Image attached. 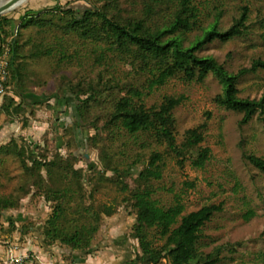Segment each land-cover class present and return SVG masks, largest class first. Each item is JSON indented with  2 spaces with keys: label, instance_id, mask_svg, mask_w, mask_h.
Masks as SVG:
<instances>
[{
  "label": "rangeland",
  "instance_id": "374dc122",
  "mask_svg": "<svg viewBox=\"0 0 264 264\" xmlns=\"http://www.w3.org/2000/svg\"><path fill=\"white\" fill-rule=\"evenodd\" d=\"M193 1L199 6L200 23L186 35V45L206 33L214 23L228 28L246 6L249 13L245 34L226 42L215 39L198 54L216 58L230 72L250 66L253 59L264 60V0ZM120 2L128 14L140 13L143 6V0ZM100 4L101 1L95 3V0H27L4 15L18 20L26 16L25 22L27 15L39 10L50 11L60 6L61 15H65L68 7L81 14ZM172 11L171 7L164 6L155 18L163 22L170 18ZM17 30L23 33L18 40L22 45L19 58L23 64L22 78L18 84H12L11 89L15 94L24 92V106L17 112L0 110V131L4 132L0 144L14 137L19 143L30 145L37 156L45 155L49 159L59 153L71 163V155L75 154L77 162L73 165L82 171L85 187L88 190L100 188L95 192L99 200L120 202L124 193L106 179L102 171L106 168V175L111 176L114 172L110 167L125 169L142 160L132 169L135 172L136 167L142 168L152 151L166 149V143L150 133L135 135L123 130L111 133L106 129L114 102L125 92L121 88L128 85L142 88L143 101L148 107L159 104L166 95L183 96V102L173 109L177 133L183 138L187 128L206 123L202 145L211 148V158L204 167L198 168L189 161L180 165L168 156L162 178L152 182L153 187L158 188L153 197L165 207L178 198L185 212L207 203L222 204V209L204 226V237L199 243L201 254L218 256L214 264H260L259 253L264 249V172L251 164L245 154L254 152L264 157V113L255 114L249 122L241 124V113L215 102L214 97L223 91V86L213 73L202 82L173 77L150 90L148 76L138 71L130 58L110 51L103 41L81 39L55 26L41 31L16 27L12 39ZM34 51L37 54H33ZM79 81L84 82L85 89L89 84L100 88L101 96L89 109L83 108L84 116L78 124L74 116L77 114L75 99L68 89L70 84ZM238 88L241 97L264 98V70L244 75ZM61 96H68L62 104L59 103ZM68 126L73 127L72 134L64 133ZM97 130L99 136L93 142L91 138ZM136 175L126 174L124 180L135 187ZM25 176L16 156L0 154V195L20 196L18 206L0 210V233L8 235L5 238L8 239V256L13 242L28 255L22 263L32 257L37 245H45L43 229L53 209V201L46 199L41 188L37 191V187L28 184L24 190L20 188ZM90 201L87 197V202ZM249 211L253 214L246 218ZM135 222L131 205L120 202L114 215L102 218L89 249L74 251L60 243L54 246L67 249V253H62L67 263H74L73 256L105 251V257L117 255L120 264H129L138 250V242L131 236ZM156 242L166 243V240ZM161 264H167L166 260Z\"/></svg>",
  "mask_w": 264,
  "mask_h": 264
},
{
  "label": "trees",
  "instance_id": "16d2710c",
  "mask_svg": "<svg viewBox=\"0 0 264 264\" xmlns=\"http://www.w3.org/2000/svg\"><path fill=\"white\" fill-rule=\"evenodd\" d=\"M97 1H101L97 8L86 9L81 14H76L75 8L68 7L64 10L65 15H61L58 12L60 6H57L50 8V11L45 9L29 14L25 22L23 19L26 16L18 20L0 14V54L4 51L9 53L7 93L2 97L0 110L17 112L24 106V92L15 94L11 89V85L18 84L22 78L20 68L23 64L19 60L22 45L18 40L23 33L17 30L15 39H12V31L16 27L41 31L55 26L65 33H75L81 39L103 41L110 51L130 58L138 71L148 76L150 90L173 77L202 82L209 73H213L223 86V91L214 97L215 102L225 109L241 113V124L249 122L255 114L264 113V98L241 97L238 88L244 75L264 70L263 59H253L250 66L230 72L216 58L198 54L200 49L215 39L226 42L245 34L249 13L246 6L228 28H220L214 23L206 33L186 45V35L200 23L199 6L193 0H143L141 12L134 14L126 13L120 0H95V3ZM164 6L171 7L173 11L170 18L158 22L155 16ZM33 54H37V51ZM84 85L79 81L70 84L68 89L75 99L77 114L74 116L78 124L84 116L83 108L89 109L101 96L100 88L89 84L85 89ZM121 89L125 92L114 102L105 123L106 129L111 133L115 130L135 135L150 133L166 143L164 152L152 151L142 168L136 167L135 172L132 169L142 160L138 163L135 161L125 169L110 167L114 172L111 176L106 175V168L102 171L104 177L124 193L120 202L129 203L136 215L131 236L137 240L138 250L129 264H161L163 260L167 264L216 263L218 256L212 258V254H201L199 243L204 237L205 224L222 209V204L207 203L185 212L184 204L177 198L165 207L153 197L158 188H154L152 183L162 178L168 156L175 158L180 165L189 161L194 167L205 166L212 153L210 147L202 145L207 124L187 128L183 138H180L173 109L183 102V96L166 95L159 104L148 107L143 101L145 92L142 88L128 85ZM85 94L87 96L82 98ZM67 97H59V103L62 104ZM72 130L73 127L68 126L64 133L72 134ZM98 136L97 130L91 138L93 142ZM2 153L13 154L23 166L26 176L20 188L24 190L26 184L37 187V191L41 188L46 199L53 201L52 212L43 229L45 245L60 243L74 251L89 249L101 227L102 218L114 215L120 202L99 200L95 192L100 188L88 190L85 187L82 171L73 165L77 162L75 154L71 155L72 163L64 160L59 153L49 159L45 155L40 157L30 145L19 143L14 137L0 144ZM245 156L264 172L263 156L254 152H248ZM133 173L137 174L135 187L124 180L126 174ZM19 197L15 193L0 195V210L18 206ZM87 197L91 199L90 202H87ZM251 214L253 212L249 211L246 218ZM157 239H164L166 243H157ZM259 259L260 264H264V249L259 253Z\"/></svg>",
  "mask_w": 264,
  "mask_h": 264
},
{
  "label": "crops",
  "instance_id": "0c3cea01",
  "mask_svg": "<svg viewBox=\"0 0 264 264\" xmlns=\"http://www.w3.org/2000/svg\"><path fill=\"white\" fill-rule=\"evenodd\" d=\"M15 98L19 99V97L15 96ZM35 101V100H34ZM1 104V101H0ZM4 138L3 130L0 131V141ZM7 234L0 233V264H7V248L8 242ZM15 244L14 242L11 245ZM10 245V246H11ZM24 250L18 247V252L24 253ZM67 253V249H60L57 246L48 247L46 245H37L35 247V253L32 254V257L29 260H26L22 264H120V258L116 254V256L112 258L105 257V251H96L89 254H83L74 257V263H67L66 257L64 253Z\"/></svg>",
  "mask_w": 264,
  "mask_h": 264
},
{
  "label": "built area",
  "instance_id": "2783aa9c",
  "mask_svg": "<svg viewBox=\"0 0 264 264\" xmlns=\"http://www.w3.org/2000/svg\"><path fill=\"white\" fill-rule=\"evenodd\" d=\"M9 54L4 52L0 55V101L5 93H7V78L9 76ZM27 254L18 252V246L13 244L10 246V255L7 264H21Z\"/></svg>",
  "mask_w": 264,
  "mask_h": 264
},
{
  "label": "bare ground",
  "instance_id": "6f19581e",
  "mask_svg": "<svg viewBox=\"0 0 264 264\" xmlns=\"http://www.w3.org/2000/svg\"><path fill=\"white\" fill-rule=\"evenodd\" d=\"M2 0H0L1 2ZM27 0H14L13 2H11L9 5H7L6 7H4L2 9V14H6L9 13L10 11L16 9L17 7L21 6L24 2H26Z\"/></svg>",
  "mask_w": 264,
  "mask_h": 264
},
{
  "label": "water",
  "instance_id": "95a60500",
  "mask_svg": "<svg viewBox=\"0 0 264 264\" xmlns=\"http://www.w3.org/2000/svg\"><path fill=\"white\" fill-rule=\"evenodd\" d=\"M14 0H2L0 2V14H2V9L4 7H6L7 5H9L11 2H13Z\"/></svg>",
  "mask_w": 264,
  "mask_h": 264
}]
</instances>
